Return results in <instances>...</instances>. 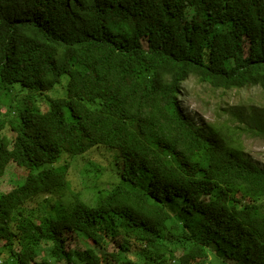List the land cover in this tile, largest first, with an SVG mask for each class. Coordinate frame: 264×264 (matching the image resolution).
<instances>
[{
  "label": "trees",
  "instance_id": "trees-1",
  "mask_svg": "<svg viewBox=\"0 0 264 264\" xmlns=\"http://www.w3.org/2000/svg\"><path fill=\"white\" fill-rule=\"evenodd\" d=\"M191 80L222 92L215 123L186 114ZM257 88L264 0H0L2 264H264V104L225 99Z\"/></svg>",
  "mask_w": 264,
  "mask_h": 264
},
{
  "label": "rangeland",
  "instance_id": "rangeland-1",
  "mask_svg": "<svg viewBox=\"0 0 264 264\" xmlns=\"http://www.w3.org/2000/svg\"><path fill=\"white\" fill-rule=\"evenodd\" d=\"M209 87H204L200 84H196L194 80L188 81L185 85L184 94L182 96V103L186 114L191 118H194L199 125H208L215 123L217 120V107L221 101L222 92H214ZM227 102L236 106L242 102H259L264 104V92L260 89H250V91L245 92H234L227 94L225 96ZM225 100V101H226ZM245 154L248 158H251L253 161L258 163L260 166L264 167V140L259 137H250L244 139ZM90 159L95 157L96 161L101 164L102 167V180L96 178L95 175L89 174L84 169H81L82 165H79L80 174H76L72 178V189L80 191L81 197L84 199L96 197L99 186H106L112 183L114 180L113 174L115 169L118 171L116 164L117 154L113 151H101L99 153H91ZM80 159H83L81 157ZM73 168L71 167L70 170ZM12 187V178L10 171H7L6 176L3 178L0 184V192H5L10 190ZM70 195L69 190L62 191L58 194L60 200L65 203L68 196ZM34 203V202H33ZM180 204H177L173 209L171 208L172 213L176 217L181 216ZM92 245L91 242H88L85 239H77L72 244V250L76 252H81L86 248ZM2 244L0 243V247ZM115 249L114 246L109 248V251L112 252ZM2 250V249H1ZM1 250H0V264L1 262ZM143 256H148V253L142 252Z\"/></svg>",
  "mask_w": 264,
  "mask_h": 264
}]
</instances>
